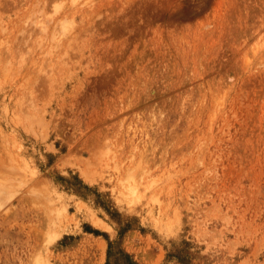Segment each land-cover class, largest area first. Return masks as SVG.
<instances>
[{
	"label": "rangeland",
	"instance_id": "1",
	"mask_svg": "<svg viewBox=\"0 0 264 264\" xmlns=\"http://www.w3.org/2000/svg\"><path fill=\"white\" fill-rule=\"evenodd\" d=\"M0 264H264V0H0Z\"/></svg>",
	"mask_w": 264,
	"mask_h": 264
},
{
	"label": "bare ground",
	"instance_id": "2",
	"mask_svg": "<svg viewBox=\"0 0 264 264\" xmlns=\"http://www.w3.org/2000/svg\"><path fill=\"white\" fill-rule=\"evenodd\" d=\"M76 3H77V2H76ZM67 19H68V18H67ZM71 19H72V18H71ZM71 19H70V20H71ZM73 23H74V22H73ZM43 28H44V27H43ZM64 28H65V27H64ZM66 31H67V30H66ZM77 31H78V30H77ZM68 39H69V38H68ZM69 40H70V39H69Z\"/></svg>",
	"mask_w": 264,
	"mask_h": 264
}]
</instances>
